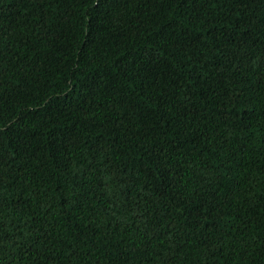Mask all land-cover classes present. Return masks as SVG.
I'll return each instance as SVG.
<instances>
[{
  "label": "trees",
  "instance_id": "16d2710c",
  "mask_svg": "<svg viewBox=\"0 0 264 264\" xmlns=\"http://www.w3.org/2000/svg\"><path fill=\"white\" fill-rule=\"evenodd\" d=\"M0 264H264V0H0Z\"/></svg>",
  "mask_w": 264,
  "mask_h": 264
}]
</instances>
